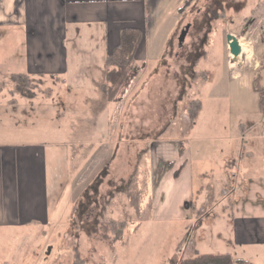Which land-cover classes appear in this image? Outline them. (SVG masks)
Here are the masks:
<instances>
[{"label": "crops", "instance_id": "crops-1", "mask_svg": "<svg viewBox=\"0 0 264 264\" xmlns=\"http://www.w3.org/2000/svg\"><path fill=\"white\" fill-rule=\"evenodd\" d=\"M184 1L0 0V65L15 68L6 77L25 73L44 84L64 85L71 61L72 68L86 69L85 81L96 83L105 96L107 58L118 46L122 30H136L141 40L134 55L135 75L124 90L134 84L138 93L136 84L155 82L160 68H168L170 78L176 68L194 65L200 57L199 45L193 47L189 34L198 30L196 20L204 19L203 33L211 19L234 26L229 33L233 35L243 26H257L260 0H193L181 11ZM186 26V37L179 44L178 36ZM262 35L264 41V30ZM227 57L228 49V79H240L232 77ZM255 65L256 69L258 61ZM253 73L247 76L253 79ZM53 91L14 101L6 91L4 118L0 114V243L15 230L37 228L45 238L42 255L52 245L54 229L70 220L75 197L73 190H61L59 178L61 147L72 142L30 135L39 129L38 113H54L53 106L58 107L61 100ZM106 104L108 108L112 103L106 98ZM255 110L256 122L238 124L240 134L232 137L228 153L212 159L213 166L208 152L219 140L152 138L144 144L152 188L151 218L191 231L186 237L191 249L183 259L228 255L232 264H264V116L258 95ZM211 172L222 183L214 181L206 188L201 184L197 189L195 176L203 180ZM19 255L24 256V251ZM9 261L0 254V264Z\"/></svg>", "mask_w": 264, "mask_h": 264}, {"label": "rangeland", "instance_id": "rangeland-1", "mask_svg": "<svg viewBox=\"0 0 264 264\" xmlns=\"http://www.w3.org/2000/svg\"><path fill=\"white\" fill-rule=\"evenodd\" d=\"M259 21L262 23L257 31L258 40L249 43L257 34L251 32L250 25L238 28L240 31L234 34L242 42L239 59L231 66L242 63L230 71L234 75L238 73L240 79L229 80L226 69V36L235 27L211 19L203 33L200 30H205L206 24L202 19L194 22L198 30L195 28L189 34L193 47L199 45L200 59L194 65L176 68L171 80L168 68L162 67L155 82L136 84L138 93L134 84L125 92L129 81L119 91L118 97L122 96L108 108L106 97L100 94L96 83L85 81L86 69L72 68L71 61L64 85L37 84L34 80L26 84L28 88L24 90L29 89L28 93L45 95L51 88L54 97L61 100L58 107L53 106L54 113H38L39 129L30 135L73 143L61 147L59 162L61 190L75 192L73 211L68 223L54 229L52 245L44 255L41 250L45 238L37 228H20L9 233L7 238H2L0 254L8 257L10 264H73L75 252L84 264H173L171 259L183 258L191 249L186 238L191 231L184 232L178 226L154 222L151 218L152 188L144 144L152 138L219 140L208 152L212 166L213 158L228 153L232 137L240 134L238 124L254 123L259 117L253 79L247 75L255 70L259 48L264 46V0L259 2ZM10 69L15 68L6 63L0 65V80L6 78ZM2 86L0 114L4 118L6 91L14 87ZM10 96L14 101L20 94ZM192 99H199L202 108L195 125L189 129L188 105ZM205 175L203 180L195 176L197 189L201 184L206 188L214 181L222 183L214 172ZM112 223H117L115 230L109 226ZM21 250L24 256L19 255Z\"/></svg>", "mask_w": 264, "mask_h": 264}, {"label": "trees", "instance_id": "trees-1", "mask_svg": "<svg viewBox=\"0 0 264 264\" xmlns=\"http://www.w3.org/2000/svg\"><path fill=\"white\" fill-rule=\"evenodd\" d=\"M192 1L193 0H185L179 10L185 11ZM140 40L141 34L138 31L122 30L118 46L114 49L112 55L107 58V71L105 74V82L102 86L103 93L108 103H113L117 100L120 89L125 87L135 75L134 55ZM258 63V67L253 73L252 87L258 95V107L264 116V46L259 50ZM32 80L36 81L37 84L40 82L39 79H35L25 73L11 74L0 80V90H2L3 84H11L14 89L9 91L10 94L18 93L20 97L31 98L35 95L34 92L28 93L27 91H29V89H24L28 88L26 84L32 83ZM45 95H50V91H46ZM201 108L202 104L199 99H192L189 102L188 116L190 128H193L195 125ZM179 153L182 155V152ZM121 223L122 222H120V225ZM109 226H111L112 230H115L117 223H112ZM120 228H122V226H120ZM73 255V264H84V261L77 256L76 252ZM171 261L173 264H232L228 255H199L186 259H171Z\"/></svg>", "mask_w": 264, "mask_h": 264}, {"label": "water", "instance_id": "water-1", "mask_svg": "<svg viewBox=\"0 0 264 264\" xmlns=\"http://www.w3.org/2000/svg\"><path fill=\"white\" fill-rule=\"evenodd\" d=\"M187 30H188V26L184 27L181 30V32L178 36L179 44H181L184 41L186 34H187ZM226 41H227V45H228L229 54H231L234 57V59H236V57L240 54V46L238 44V40H237L236 36L233 34H228L226 36Z\"/></svg>", "mask_w": 264, "mask_h": 264}, {"label": "built area", "instance_id": "built-area-1", "mask_svg": "<svg viewBox=\"0 0 264 264\" xmlns=\"http://www.w3.org/2000/svg\"><path fill=\"white\" fill-rule=\"evenodd\" d=\"M260 23H262V22L259 21V19H258V21H257V26H256L255 28L253 27L252 30H251V32H253V33L256 32V33H257L258 28H259V26H260ZM259 33H260V32H259ZM259 33H257V34L255 35V38H251V40L249 41V43L254 42V41H252V39H256V40H258V37L260 38V34H259ZM236 38H237V37H236ZM237 40H238V44H239V46H240L242 41H241V39H238V38H237ZM240 47H241V46H240ZM249 47L252 48L251 46H249ZM240 52H241V49H240ZM228 56H229V59H228V67H229V70H230V69L237 68L239 65H241L242 62H240V64L237 65V67H234V68H233V67L231 66V64L234 63V62H236V59H237V58L234 59L233 56H232L231 54H229ZM255 66H256V65H254V68H255ZM230 73H231V71H230ZM232 73H233V72H232ZM232 73H231L232 77H237V76H239L238 73L235 74V75L232 74Z\"/></svg>", "mask_w": 264, "mask_h": 264}, {"label": "flooded vegetation", "instance_id": "flooded-vegetation-1", "mask_svg": "<svg viewBox=\"0 0 264 264\" xmlns=\"http://www.w3.org/2000/svg\"><path fill=\"white\" fill-rule=\"evenodd\" d=\"M188 29H189V26H188Z\"/></svg>", "mask_w": 264, "mask_h": 264}]
</instances>
